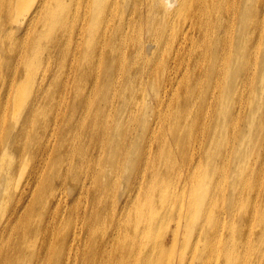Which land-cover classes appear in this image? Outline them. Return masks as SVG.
<instances>
[{"label":"bare ground","instance_id":"obj_1","mask_svg":"<svg viewBox=\"0 0 264 264\" xmlns=\"http://www.w3.org/2000/svg\"><path fill=\"white\" fill-rule=\"evenodd\" d=\"M170 2L0 0V228L16 217L4 242L10 264H18L27 242L48 264H77L83 226L73 223V206L61 231L55 225L68 187L77 200L84 190L92 199L80 264H168L174 250L179 264H252L248 235L262 217L249 210L214 219L207 212L221 201L216 188L208 195L210 187L196 183L182 199L178 190L185 189L182 173L204 164L206 153L202 171L218 170L217 140L234 132L231 113L238 111L226 98L239 75H247V91L244 54L264 40V0ZM240 60L246 63L238 68ZM250 128L249 112L241 145L251 140ZM174 172L182 173L158 182ZM112 181L117 191L106 192ZM48 187L49 201L38 206ZM104 194L123 195L115 202ZM28 210L57 214L35 221L28 234L16 228ZM100 225L107 238L94 235ZM168 227L164 243L157 231ZM258 253L264 260V246Z\"/></svg>","mask_w":264,"mask_h":264},{"label":"rangeland","instance_id":"obj_2","mask_svg":"<svg viewBox=\"0 0 264 264\" xmlns=\"http://www.w3.org/2000/svg\"><path fill=\"white\" fill-rule=\"evenodd\" d=\"M168 1L169 2L171 1L170 2L171 4L173 2V0H168ZM170 3H168V6ZM259 38L260 36L258 35V39ZM259 41H261V39ZM259 44H261L259 45L260 46L259 50L254 51V47H253L244 54V58L245 60L248 61L249 63L248 66L250 67L248 74V81H247L248 84L247 91H242L243 84H245L247 75L244 76L239 75L237 76L234 82L233 98L230 95L227 96L226 98L228 104L232 103L233 105H236V107H238V111H236L234 107L233 113H231V117H232L231 121L234 123L233 127H235L234 132L227 131L226 137L225 134L223 133V135L219 137V139L217 140V145L219 148V156H220V158L216 160V165H214L216 167V170L218 167L217 172L213 175H206L205 170L202 171L203 167L206 164L205 161H207L209 157V155H207L206 153L202 158L204 159V164H201V161L199 162V164L197 163V161H195L188 172L186 171L185 173L179 172L177 173V175L174 172L171 176L163 177L158 181L162 183H164L165 181V183H167L171 179L177 178L182 173L184 176L185 185L181 188H185V189L183 191L182 189L178 190V199H182L186 194H188L192 189H194L196 183L203 184L204 188L210 187L208 195H212L213 189L216 188L217 189L216 191L218 192L217 194L221 195V201L216 206H212V210H209L207 212L209 215H212L214 219L217 218V215L219 213H225V217H226L230 212H234L236 214L239 212H247L249 210H250V214H249L250 216H252L253 213H254V217L261 216L262 219L259 225L258 226H255L254 224L251 225L248 235V245L251 248L250 259L252 261V264H264V260H262L261 256H259L258 253L259 250L262 248V246H264V238H263L264 236V65H263L264 40L261 41ZM245 60L238 61L237 67L241 68L242 66H244V64L246 63ZM253 60H255V64L251 66V62ZM260 71H263V75H259ZM182 72L183 69L181 68L179 73ZM251 97H254L252 108L250 109V111H247V103H249ZM65 102L66 100L63 99L62 101L63 105H65ZM70 104L71 102L69 103V109H73L71 108ZM249 112L251 118V128L248 130L246 134L248 135L249 138H251V140L248 141V143L241 145L240 138L242 133L246 132L247 130V117L249 115ZM260 129H261V135L259 136ZM232 134H234V139L230 138ZM53 143L54 142L50 144L52 145ZM230 147H231V151L232 152L234 151V153L231 156V158H227L226 154ZM242 153H243V157L240 156ZM121 160L122 158L120 153L118 157V161ZM48 173L49 172L47 170H44L43 177L44 178L47 177ZM66 181L67 183L73 182V180L69 181V179H67ZM49 183L50 185L56 184L54 183V180L49 181ZM49 188L50 187H48L47 189H42L44 194L41 197L38 206H42V205L45 206V204L49 201L48 200ZM108 188L110 189L111 192H116L118 189V182L114 183L112 181L109 186L105 187L106 192ZM72 190H73L72 188L69 187L67 188V199L65 200L64 203L65 205L63 206L66 212H61L58 214L59 216L62 217H60L55 222V225L57 227V230L61 231L62 229L61 220L62 218L67 219L69 217L68 209H70V207L73 206L74 210L71 213L73 223H79L82 224L83 226V235L80 240L79 253L77 254V262H76L77 264H80V258L82 253L90 244L89 236L86 230L87 224L86 222L82 223V221L84 219V216L87 213H89L87 211V206L92 201V199L86 195V191L84 190L83 194L81 195V198L77 200V197L70 195ZM37 194L38 192L36 193L35 196L30 197L29 202H31L33 205L36 202ZM123 194L119 196L104 194L103 198L104 200H108V201L114 200L115 202H118L119 198ZM138 196L139 194L132 197L130 204L127 206V207L131 206L130 209L128 210L129 212H131L133 208V201ZM54 214L57 213H52V212L44 213L39 211L28 210L22 214L20 221L16 223V228L21 229L22 232H27L28 234H32L34 233L32 230L36 229V227H33L35 221H39L41 218L44 217L45 219H49L50 217L52 218ZM162 214L163 211H158L156 215L161 216ZM189 215L191 216V213H189ZM200 217L201 215L199 216V221L201 220ZM15 219L16 217L13 216L10 217V219H8L6 222L5 221L2 222V227L0 228V264H6V262L8 264L12 263V261H9L8 257L6 256L4 242L7 239L6 236L8 235L9 227L11 226L12 223L15 222ZM242 220L243 219L241 217L239 216L236 217L235 225L237 228L242 226ZM64 223L65 222H62V225H64ZM109 224L110 222L107 219H105V225H109ZM101 226L102 225L93 226L94 235H97L99 239H101V236L103 238H107L109 234L108 233L109 229L106 226L104 228H102ZM225 230L223 235L225 234ZM18 232L19 230L16 231L15 233ZM2 233L4 234V236H2ZM195 233L189 235L188 244L190 248V254L195 244ZM157 234L160 235L161 237L160 239H162L164 243L165 241L168 242L169 239H171L172 237L171 227H168L166 228V230L163 229L161 231L159 229L157 231ZM148 244L149 242L147 243V245ZM167 245L170 246V244ZM10 249H11V245L9 244L8 253ZM22 253H28V256H25V254L24 256H22ZM36 254L39 256H36ZM43 259H47V258H42L41 254H39L38 245H34L33 242H27L26 246L24 247L23 251L20 254V259L18 264H21L22 261L25 264H37V262H40ZM167 259H168V264L169 263L179 264L180 262L176 250H174L173 252H169L167 255ZM189 262L190 264H197L196 261L191 260V258ZM209 262L217 264L218 260H210ZM42 263L46 264L47 262L43 260Z\"/></svg>","mask_w":264,"mask_h":264}]
</instances>
